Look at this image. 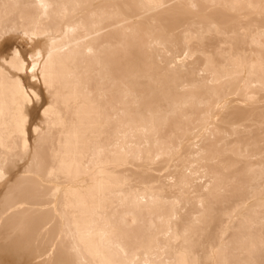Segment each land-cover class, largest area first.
I'll return each mask as SVG.
<instances>
[{
    "label": "bare ground",
    "instance_id": "1",
    "mask_svg": "<svg viewBox=\"0 0 264 264\" xmlns=\"http://www.w3.org/2000/svg\"><path fill=\"white\" fill-rule=\"evenodd\" d=\"M40 2L87 7H69L65 16L59 15L60 8L49 9L44 19L36 7ZM151 3L169 7H146ZM190 3L202 6L197 15L235 35L227 40L214 38L204 49L213 57L209 66L204 56L195 55L184 61L183 70L171 80L163 79L156 96L159 106L166 109L172 100L186 107L169 118L158 144L151 134L139 130L140 122L133 117L144 110L143 101L137 109L135 100L125 99L119 85L111 81L128 67L156 77L173 71L169 64L180 49L172 47L168 38L181 40L182 30L192 19L186 7ZM261 3L0 0V68L4 73L0 75V165L5 176L0 180V264H98L101 258L120 264H143L145 260L159 264L167 260L169 254L159 245L172 214L170 201H181L178 219L171 221L174 229H182L201 210L197 200L181 196L179 181L185 163L169 159L165 144L173 143L172 135L191 140L194 129L203 137L205 155L200 160L208 161L198 166L208 170L205 182L213 194L212 200H205L208 223L202 244L222 247L221 260L243 264L252 259L260 264L264 260L259 250L264 46L259 33L264 29V16L258 7L246 6ZM213 4L241 7H203ZM78 23L83 30L65 35L67 28ZM156 41L165 43L167 49L155 47ZM65 45L68 50L60 51ZM87 47L102 55L88 57ZM49 48L51 73L45 87L40 67L48 61ZM15 52L27 66L33 63L28 57L40 54L35 79L31 71L15 72L8 67L6 61H12ZM9 78L20 81L30 103L18 97ZM150 90L151 85L142 81L136 91L143 95ZM18 104L26 118L23 137L15 126ZM130 119L132 127H125ZM205 122L211 125L210 135L203 134ZM99 146L105 149L102 155L96 151ZM37 151L44 161L39 169L42 184L25 175ZM5 157L7 165L2 164ZM59 160L64 161V170L59 169ZM68 170L71 176L65 174ZM106 221L117 225L118 232L102 239L99 234ZM253 223L256 227L249 231ZM249 237L257 245L252 255L247 252Z\"/></svg>",
    "mask_w": 264,
    "mask_h": 264
},
{
    "label": "snow or ice",
    "instance_id": "2",
    "mask_svg": "<svg viewBox=\"0 0 264 264\" xmlns=\"http://www.w3.org/2000/svg\"><path fill=\"white\" fill-rule=\"evenodd\" d=\"M41 11V17L44 19L48 18L49 9L60 8L63 11L59 15L65 16L67 14V10L69 7L75 9L80 7H87L86 5H57V4H49L40 2L36 5ZM146 7L158 10L161 8L169 7V5H165L163 3H151L146 5ZM180 7H184L181 5ZM190 13L192 14V19L188 23V25L182 30V37L179 43L172 40L171 37L168 38L172 47L180 49L175 53L172 58V62L169 64V69L173 70L170 72L163 73L160 77L152 76L146 72H142L136 70L132 67H128L126 69H120L118 78L113 79L111 82L113 85H119L121 89L122 96L127 99L128 97H132L135 100V107L137 109L140 108L141 101L144 103V110L137 111L133 114L135 120L140 122L141 127L139 130L143 133L151 134L156 138L157 143H160L161 133L167 128L169 123V118L176 115L177 112L186 107L185 104L178 101H167L168 107L166 109L161 108L157 103V93L160 91L162 87V81L165 78L171 80L174 77V74L183 70L184 61L193 58L195 55L204 56L207 61L206 67L209 66L213 57L207 54L204 49L207 46H210L214 38L220 37L225 40L229 39L230 36L235 35L234 33L230 34L222 31L221 26L212 20H208L205 17H201L197 15L200 12L201 5L196 3H190L186 6ZM205 8L211 7H225L230 8L232 10L241 7L237 4L230 5H204ZM249 9L258 7L260 9V14L264 16V0L259 6L248 4L246 6ZM83 30V24L78 23L66 29L65 35L68 33H75L77 31ZM47 34V33H45ZM261 45L264 46V29H261L260 33ZM77 44L81 43V41H76ZM52 44H56V41L53 40ZM155 47L165 48L167 49V45L160 41H156L154 43ZM226 44L221 45V47H226ZM60 51H67L68 46H61ZM171 55V53H168ZM39 53H36L35 57H28V59L33 60V63L30 66H27L20 58V53H13V60L6 61L9 68H11L15 72L20 71H31L34 75L37 73L38 67H40L37 63L39 59ZM71 55L75 56L78 53H71ZM85 55L88 57H99L102 55V52L97 49H93L92 47H87L85 50ZM52 59V49L48 50V61H45L43 67H40V75L45 79V87H48V80L50 79L51 67L50 61ZM262 72H264V64L261 66ZM0 75H4L3 69L0 68ZM10 82L13 86L15 93L24 103H30L28 94L24 91L23 86L21 85L19 80L9 78ZM147 81L151 85V90L144 93L143 95L139 94L136 90L141 87V82ZM35 96V93H32ZM39 99V97H37ZM219 107V105L217 106ZM47 111V110H46ZM123 114V113H122ZM0 115H3V106L0 105ZM15 126L16 131L20 137L24 136V124L26 123V118L23 115L22 107L18 104L15 112ZM133 124L132 119L125 125V127L131 128ZM211 125L205 122V126L203 128L204 135H210ZM35 131H39V129H35ZM122 135H127V133H122ZM190 135L193 137L191 140H186L183 137L177 139L175 135L169 137L173 141L171 144H165L166 154L169 159H177L183 160L185 163V167L183 169V175L180 177L179 188L181 190V196L186 199H195L198 201V205L200 208V212L193 216L189 221L184 223L182 229L173 228L171 221L177 220L178 217L176 215L178 210V205L181 203L179 199H174L170 201L172 204V214L169 217V221L166 229L161 233L162 243L159 245L160 250L168 253L169 258L167 260H161L159 264H238V262L229 261V260H221L219 259V254L222 251V247L212 246L211 248L202 244V234L205 230V226L208 223V214L206 211L205 200H212L213 194L209 191L210 183L206 184L205 178L208 175V170L204 167L198 166V164L207 163L208 161H201L200 158L205 155V149L203 148V137L200 134V130L194 129ZM24 150H28L27 141H24ZM187 148V151H185ZM98 154H103L105 149L103 146H99L97 148ZM159 159V155L156 157ZM215 162V160L211 161ZM9 163L8 158L5 157L3 159L2 164L7 165ZM44 161L40 156L39 152H35L32 155V159L28 164V169H26V176H33L38 184H42L41 177L39 174V169L43 166ZM59 169L64 170L66 165L63 160L58 161ZM55 170V169H54ZM66 175L71 176L72 172L70 170L65 172ZM52 173H49L51 176ZM4 171L2 165H0V180L4 179ZM175 182V181H173ZM199 185V190L197 188ZM261 191H262V199H261V218L259 222L260 228V242H259V250L262 256H264V171H262L261 175ZM101 194H103V186L100 187ZM54 194V193H53ZM206 194V195H205ZM20 207H24L23 204ZM77 229H79V225H76ZM256 225L253 223L250 225L249 231L252 228H255ZM118 232V227L115 224L110 222H105V230L100 232L101 238H107L110 236H115ZM89 237L91 233H88ZM120 252H124V249L116 245ZM204 247V251L200 252L199 249ZM257 245L251 237L248 238L247 242V252L249 255L255 253ZM75 250V249H74ZM126 255V253H124ZM62 264H72L71 261L62 262ZM98 264H120V262L112 259L101 258L98 261ZM143 264H155V262H149L147 260L143 261ZM243 264H256V262L252 259H249ZM260 264H264V260L260 261Z\"/></svg>",
    "mask_w": 264,
    "mask_h": 264
}]
</instances>
